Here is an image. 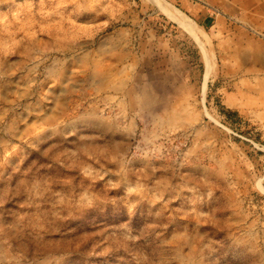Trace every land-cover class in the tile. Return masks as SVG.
<instances>
[{
	"label": "rangeland",
	"instance_id": "1",
	"mask_svg": "<svg viewBox=\"0 0 264 264\" xmlns=\"http://www.w3.org/2000/svg\"><path fill=\"white\" fill-rule=\"evenodd\" d=\"M221 1L0 0V264H264V0Z\"/></svg>",
	"mask_w": 264,
	"mask_h": 264
},
{
	"label": "crops",
	"instance_id": "2",
	"mask_svg": "<svg viewBox=\"0 0 264 264\" xmlns=\"http://www.w3.org/2000/svg\"><path fill=\"white\" fill-rule=\"evenodd\" d=\"M221 2V0H167L168 4L179 6L196 23L203 24L211 17V10L215 7L222 8Z\"/></svg>",
	"mask_w": 264,
	"mask_h": 264
},
{
	"label": "bare ground",
	"instance_id": "3",
	"mask_svg": "<svg viewBox=\"0 0 264 264\" xmlns=\"http://www.w3.org/2000/svg\"><path fill=\"white\" fill-rule=\"evenodd\" d=\"M156 3L160 4V0H153ZM160 6V5H159ZM171 9V8H170ZM167 13L171 16L172 19H175L176 21L180 22L182 24V26L186 27L188 29V31H190V33L193 34V28L191 27V25L188 23V21L186 20L184 15H181V17H179L178 15L173 14L171 11L167 10ZM169 16V17H170ZM177 22V23H178ZM185 28V29H186Z\"/></svg>",
	"mask_w": 264,
	"mask_h": 264
}]
</instances>
